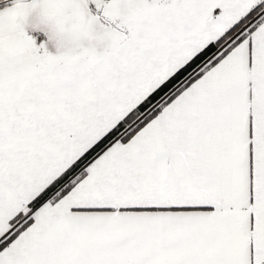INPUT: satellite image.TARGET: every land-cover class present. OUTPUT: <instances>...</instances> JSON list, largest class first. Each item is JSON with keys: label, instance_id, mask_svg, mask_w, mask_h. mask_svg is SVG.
I'll list each match as a JSON object with an SVG mask.
<instances>
[{"label": "snow or ice", "instance_id": "snow-or-ice-1", "mask_svg": "<svg viewBox=\"0 0 264 264\" xmlns=\"http://www.w3.org/2000/svg\"><path fill=\"white\" fill-rule=\"evenodd\" d=\"M0 264H264V0H0Z\"/></svg>", "mask_w": 264, "mask_h": 264}]
</instances>
